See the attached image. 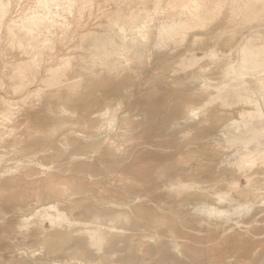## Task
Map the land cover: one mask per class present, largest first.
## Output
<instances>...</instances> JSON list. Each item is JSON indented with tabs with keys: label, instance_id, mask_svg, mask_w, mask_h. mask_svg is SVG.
Returning <instances> with one entry per match:
<instances>
[{
	"label": "rangeland",
	"instance_id": "rangeland-1",
	"mask_svg": "<svg viewBox=\"0 0 264 264\" xmlns=\"http://www.w3.org/2000/svg\"><path fill=\"white\" fill-rule=\"evenodd\" d=\"M0 264H264V0H0Z\"/></svg>",
	"mask_w": 264,
	"mask_h": 264
}]
</instances>
